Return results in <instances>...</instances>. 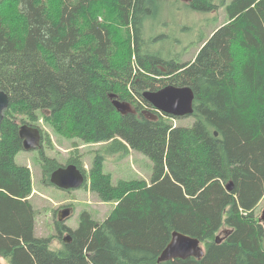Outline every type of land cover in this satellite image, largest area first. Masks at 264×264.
<instances>
[{
    "label": "trees",
    "instance_id": "16d2710c",
    "mask_svg": "<svg viewBox=\"0 0 264 264\" xmlns=\"http://www.w3.org/2000/svg\"><path fill=\"white\" fill-rule=\"evenodd\" d=\"M153 1L0 0V89L10 100L0 124L6 264H264L256 211L264 198V0H232L228 21L185 62L148 50L143 28ZM225 2L188 0L199 11ZM168 84L194 89L192 125H175L184 117L143 97ZM41 120L64 137L105 144L118 158L130 148L147 155L151 180L113 183L103 148L87 171L76 144L69 164L114 208L102 221L82 210L76 228L55 218L56 233L38 236L32 169L16 156L25 150L20 127H39L42 176L51 184L62 164L46 154L53 143ZM175 231L199 239L205 255L158 262Z\"/></svg>",
    "mask_w": 264,
    "mask_h": 264
},
{
    "label": "rangeland",
    "instance_id": "374dc122",
    "mask_svg": "<svg viewBox=\"0 0 264 264\" xmlns=\"http://www.w3.org/2000/svg\"><path fill=\"white\" fill-rule=\"evenodd\" d=\"M231 1L226 0L223 6L213 11L195 10L189 5L188 0L153 1L150 8L154 14L148 15L143 28V39L150 45L148 50L159 53L164 58L175 57L179 62L194 59L205 40L228 21L226 6ZM193 122L190 116L174 119L175 125H192ZM40 124L49 133L53 143L51 147L46 148V154L57 158L64 166L69 164L71 149L77 144L80 153H83V164L89 171L97 151L105 147V144H85L78 138L59 135L43 120ZM104 153L107 156L105 171L111 173L113 183L116 184L120 179L151 180L153 161L147 155L131 148L128 155L122 158H118V154L110 150H104ZM40 160L39 149L23 150L16 156L18 164L29 165L32 169L34 181L32 203L36 212L35 230L38 236L56 233L55 218L58 219L59 212L68 205L73 207L72 214L64 222L71 228L78 226L79 214L84 209L89 210L96 220L102 221L109 216L115 204L103 203L89 189L81 187L64 191L53 184H46L43 180ZM263 208L264 198L256 209L257 213L261 214ZM64 236H67V233ZM60 245L58 239L53 241L54 247ZM0 262L6 264L4 259Z\"/></svg>",
    "mask_w": 264,
    "mask_h": 264
},
{
    "label": "water",
    "instance_id": "95a60500",
    "mask_svg": "<svg viewBox=\"0 0 264 264\" xmlns=\"http://www.w3.org/2000/svg\"><path fill=\"white\" fill-rule=\"evenodd\" d=\"M143 97L149 101L158 111L173 117H186L194 113L195 110V91L189 85L177 86L168 84L159 90H146ZM9 95L0 89V124L4 119V112L9 107ZM116 106L122 112H126L124 104L116 101ZM218 134L217 132L215 133ZM20 136L23 139L25 150L38 149L43 142L42 131L39 127L23 124L20 127ZM87 180L78 165L70 163L66 166L61 165L55 169L50 176L51 184L64 191H72L84 186ZM228 189L233 190V183L228 185ZM72 214V207H66L58 214L59 221H65ZM261 221L264 223V208L262 210ZM217 242L222 241L221 235L217 236ZM64 241L69 243L71 236L68 234ZM205 249L201 241L195 237L175 231L172 239L158 258V262L169 261L177 258L187 259L189 257L202 258Z\"/></svg>",
    "mask_w": 264,
    "mask_h": 264
},
{
    "label": "flooded vegetation",
    "instance_id": "af4514ba",
    "mask_svg": "<svg viewBox=\"0 0 264 264\" xmlns=\"http://www.w3.org/2000/svg\"><path fill=\"white\" fill-rule=\"evenodd\" d=\"M65 207H72V206L68 205V206H65ZM72 208H73V207H72Z\"/></svg>",
    "mask_w": 264,
    "mask_h": 264
}]
</instances>
